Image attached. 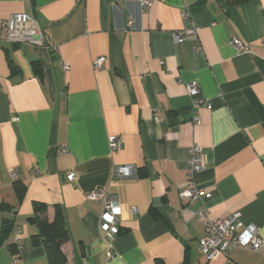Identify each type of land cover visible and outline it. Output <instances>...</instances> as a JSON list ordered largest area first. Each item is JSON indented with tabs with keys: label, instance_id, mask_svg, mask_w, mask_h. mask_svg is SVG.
Wrapping results in <instances>:
<instances>
[{
	"label": "crops",
	"instance_id": "crops-1",
	"mask_svg": "<svg viewBox=\"0 0 264 264\" xmlns=\"http://www.w3.org/2000/svg\"><path fill=\"white\" fill-rule=\"evenodd\" d=\"M14 12L35 16L44 45L0 39V226L10 220L0 264H48L32 240L34 202L49 220L62 208L66 264H264V247L207 260L198 246L203 208L208 218L237 213L264 242V0H0V28ZM191 23L197 30L175 42ZM192 146L211 196L185 201ZM118 164L138 176L113 177ZM95 188L121 204L113 238L87 197Z\"/></svg>",
	"mask_w": 264,
	"mask_h": 264
},
{
	"label": "built area",
	"instance_id": "built-area-1",
	"mask_svg": "<svg viewBox=\"0 0 264 264\" xmlns=\"http://www.w3.org/2000/svg\"><path fill=\"white\" fill-rule=\"evenodd\" d=\"M152 0H140L143 8L148 7ZM189 15L187 8L182 11L183 18ZM130 23V22H129ZM197 27L190 24L173 33V40L181 42L187 35L194 33ZM0 39L8 44H29L35 47L44 45L42 30L37 19L32 14L26 12H14L6 16L1 21ZM231 43L239 51H248L247 46L237 37L231 38ZM104 57H98L92 62L95 70L101 68ZM62 67L66 69L67 64ZM190 93H196V86H188ZM200 103V100H196ZM196 120V118H194ZM108 146L111 151L120 148V140L115 135L108 136ZM65 151L64 148L61 149ZM204 162L199 146H192L189 150V158L186 166L187 183L183 190L179 192V197L185 201L194 199H205L211 196L210 192L204 191L199 185L197 175L203 169ZM36 173V171H35ZM11 176L15 173L10 170ZM71 179L73 174L69 172ZM138 176L137 168L133 164H118L113 168V177L118 179H133ZM87 197L99 201L101 212L99 216V228L103 236L113 238L119 234V218L121 214V204L119 200L110 194L106 189L95 188L88 192ZM199 216L205 220L204 235L199 239L198 246L207 260L217 255L228 256L234 248L248 249L253 252L260 251L264 247L258 229L251 224H243L237 213L228 216H219L208 218L207 210L203 208L199 211ZM109 256L111 251L107 253ZM13 264H19L18 259L14 257Z\"/></svg>",
	"mask_w": 264,
	"mask_h": 264
},
{
	"label": "trees",
	"instance_id": "trees-1",
	"mask_svg": "<svg viewBox=\"0 0 264 264\" xmlns=\"http://www.w3.org/2000/svg\"><path fill=\"white\" fill-rule=\"evenodd\" d=\"M235 2H243L246 0H234ZM16 45V44H15ZM35 69H37L35 67ZM16 190L20 194L24 192V185L19 181H15ZM52 220L47 218V206L41 202L33 203V214L28 218L33 222L37 231L32 235L33 244H41L46 253L48 264H66V257L62 250V245L69 240V230L65 221L62 208L55 204ZM10 227V220L4 218L0 226V245L6 237L7 230ZM17 246L9 244V248L13 254H17Z\"/></svg>",
	"mask_w": 264,
	"mask_h": 264
}]
</instances>
